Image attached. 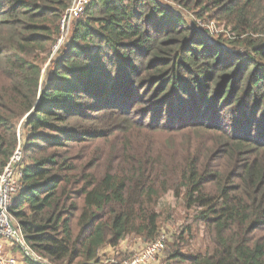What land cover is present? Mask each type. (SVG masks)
<instances>
[{"label": "trees", "instance_id": "16d2710c", "mask_svg": "<svg viewBox=\"0 0 264 264\" xmlns=\"http://www.w3.org/2000/svg\"><path fill=\"white\" fill-rule=\"evenodd\" d=\"M72 2L0 0V177L22 148L24 264L156 243L167 198L192 225L164 264H264V0H173L244 52L159 0H93L51 61Z\"/></svg>", "mask_w": 264, "mask_h": 264}, {"label": "rangeland", "instance_id": "374dc122", "mask_svg": "<svg viewBox=\"0 0 264 264\" xmlns=\"http://www.w3.org/2000/svg\"><path fill=\"white\" fill-rule=\"evenodd\" d=\"M159 1L164 7L170 8L175 13H177V15L183 17L187 21V23L191 25L198 32L203 34L206 33L213 41H221L220 43L229 51L244 52L243 48L237 46L235 47L229 44V42L233 40L230 31L225 29L223 25H220L211 17L198 19L195 13L191 11L183 10L181 7L175 4L173 0H159ZM75 23L76 22L72 24L71 30L67 35H65L64 37H62L61 35L60 38L58 39L57 44L52 49L51 61L58 60L59 52L67 47ZM60 40H62V42L59 44ZM50 67H51V63H49L47 67H45V71L47 70V73ZM19 131H20L19 136L21 137V143H23L22 140L24 139L23 138L24 130L20 129ZM150 139H154L156 143H162V144L165 143L166 140H171V138L166 135H160V136L153 135L150 136ZM20 150L21 152H23L22 148H20ZM160 210L164 214L160 221V238L158 241L164 239L166 246L164 251L158 256L156 261L151 264H164L165 258H167L169 251L173 249V245H174L173 239L175 241V238L182 233V230L184 228H186L189 225H192V221H191L192 213L186 214L184 208L180 204L179 205L176 204V202L172 198H167L161 204ZM14 224H17L15 220H14ZM193 227L194 228L192 235L193 237L195 236L196 240L190 241V243L188 244L189 246L188 249L189 251H191V253L204 251L206 242L203 236L202 226L194 224ZM186 236L189 237L188 235ZM149 245H151V243H146L141 238L132 237L126 240L125 242H122L118 249H113L112 247L109 246L105 247L103 253L101 254L100 262L97 264H127L136 254L145 250ZM7 249H8L7 247L4 248V250L6 251ZM15 250L16 253L21 258H23L22 255L23 248H22V252L19 251L17 246L15 247ZM43 264H48V263L44 262Z\"/></svg>", "mask_w": 264, "mask_h": 264}, {"label": "built area", "instance_id": "2783aa9c", "mask_svg": "<svg viewBox=\"0 0 264 264\" xmlns=\"http://www.w3.org/2000/svg\"><path fill=\"white\" fill-rule=\"evenodd\" d=\"M93 0H73L71 7L65 13L61 21V35H67L74 22L83 17L86 8ZM62 40L59 41V44ZM23 152L20 148L15 152L9 165L0 177V264H21L15 257H5L3 247L5 243H23L19 229L14 224L10 215L13 199L21 187L20 164ZM21 239L19 242L18 239ZM166 243L164 239L149 245L145 250L136 254L127 264H151L164 251Z\"/></svg>", "mask_w": 264, "mask_h": 264}, {"label": "crops", "instance_id": "0c3cea01", "mask_svg": "<svg viewBox=\"0 0 264 264\" xmlns=\"http://www.w3.org/2000/svg\"><path fill=\"white\" fill-rule=\"evenodd\" d=\"M20 246H21V245H20ZM5 247L8 248L7 251L4 250ZM15 247H16L15 244H10V243L7 244V243H5V244H4V247H3V254H4L5 257H7V258H9V257H15V258H17V259L20 261L21 264H24V260H23V258H21V257L16 253ZM21 248H22V246H21ZM23 252H24V254L26 255L24 249H23Z\"/></svg>", "mask_w": 264, "mask_h": 264}, {"label": "water", "instance_id": "95a60500", "mask_svg": "<svg viewBox=\"0 0 264 264\" xmlns=\"http://www.w3.org/2000/svg\"><path fill=\"white\" fill-rule=\"evenodd\" d=\"M18 241L20 242L21 239L19 238ZM20 243H21L20 245H21L22 248L24 249L26 255H27V256H31V253H30L29 249H28L27 247H25L24 243H22V242H20ZM39 262H40V261H39ZM39 262H38V263H39Z\"/></svg>", "mask_w": 264, "mask_h": 264}]
</instances>
